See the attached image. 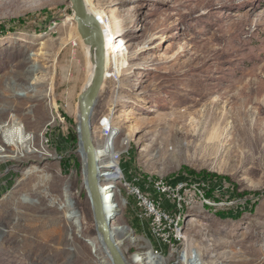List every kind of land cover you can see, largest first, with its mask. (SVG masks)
<instances>
[{
    "label": "rangeland",
    "instance_id": "374dc122",
    "mask_svg": "<svg viewBox=\"0 0 264 264\" xmlns=\"http://www.w3.org/2000/svg\"><path fill=\"white\" fill-rule=\"evenodd\" d=\"M84 1L107 42L90 123L100 177L116 172L101 183L161 198L162 179L194 196L162 239L121 187L110 219L131 230L113 232L127 263L264 264V0ZM72 17L67 0H0V264H112L84 180L77 98L93 64ZM102 119L114 150L97 147Z\"/></svg>",
    "mask_w": 264,
    "mask_h": 264
},
{
    "label": "water",
    "instance_id": "95a60500",
    "mask_svg": "<svg viewBox=\"0 0 264 264\" xmlns=\"http://www.w3.org/2000/svg\"><path fill=\"white\" fill-rule=\"evenodd\" d=\"M73 21L82 43L89 48L91 63L94 65L89 86L77 98L79 142L85 159V184L91 202L97 234L107 248L114 264H126L117 247L111 231V222L105 214L96 149L92 137L90 117L105 80L104 37L100 21L87 10L83 0H70Z\"/></svg>",
    "mask_w": 264,
    "mask_h": 264
},
{
    "label": "built area",
    "instance_id": "2783aa9c",
    "mask_svg": "<svg viewBox=\"0 0 264 264\" xmlns=\"http://www.w3.org/2000/svg\"><path fill=\"white\" fill-rule=\"evenodd\" d=\"M98 127L100 130L98 138L100 139V141H102V144L101 146L99 144L97 147H100V151L104 147L110 150H114L112 145V135L110 134L111 126L109 124L107 125L102 119L99 122ZM99 158L100 159L97 158V164L100 171L102 167L106 166L102 164V160L107 159L108 157L106 158L105 155H99ZM105 178H110V176L107 175L105 176ZM137 182L138 180H135L134 182H128L127 180L122 179L119 180V184H115L114 187L108 188L109 190H112L113 193H115L114 198L115 203H117L118 205V209L119 204L117 202V197L120 196V188L122 187L124 191H126V193L129 194L134 200V213L136 217H138L141 222H143V219H148L149 226L158 231V235L160 238L163 239L164 237H171L173 235L172 231H174L175 227L177 226V223L174 221L175 214H173V212L179 214L184 209L191 207L194 202L193 194L187 189H183V183L172 185L162 179H158L153 183V189L161 198H155L147 192H144ZM102 185L103 189H106L104 188L106 186V184H104V181H102L101 186ZM164 200L171 201L173 203V206L175 207V210L173 211L171 209L172 207L166 206L164 204ZM117 225L118 227H120L119 232L117 233L127 235L129 237L131 236V230L127 225ZM164 232H166V234ZM198 261L199 259L196 258L194 259V261H191L190 264H197ZM199 264L201 263L199 262Z\"/></svg>",
    "mask_w": 264,
    "mask_h": 264
},
{
    "label": "bare ground",
    "instance_id": "6f19581e",
    "mask_svg": "<svg viewBox=\"0 0 264 264\" xmlns=\"http://www.w3.org/2000/svg\"><path fill=\"white\" fill-rule=\"evenodd\" d=\"M43 1H46V0H43ZM69 3H70V0H67ZM83 2L85 3V5H86V7H87V10L90 12V13H92V14H94L95 15V13L93 12V10H91V8L88 6V3H87V1H84L83 0ZM96 16V15H95ZM97 17V19L99 20V18H98V16H96ZM100 21V20H99ZM100 25H101V22H100ZM101 28H102V30H103V27H102V25H101ZM76 29H77V27H76ZM103 37H104V53H105V66H106V55H107V42H106V38H105V34H104V31H103ZM93 69H94V65H92V69H91V73H90V76L89 77H87L86 79H85V81H84V83L82 84V89H81V91H83V90H85L88 86H89V84H90V82H91V79H92V75H93ZM105 74H106V69H105ZM252 82L251 81H248L247 83H244L242 86H241V90L242 89H244L245 87H247L248 88V91H244L245 93H246V95H247V98L245 99V97L243 96V98L241 99V100H239L238 101V104H240V106L241 107H245L246 105H247V103L249 102V99L251 98V92L252 91H254V90H256V89H253V87H252ZM239 89V90H240ZM243 91V90H242ZM21 95H23V93L21 94ZM235 98H237V97H235ZM256 98V97H255ZM254 99V98H253ZM263 107V106H262ZM77 108H78V106H77ZM261 108V107H260ZM248 110V109H247ZM258 112V111H257ZM248 111H246L245 109H242V108H238L237 109V116L239 117V118H241V119H239L240 121H243L244 122V124L243 125H241L242 127H238L237 125H234V129H235V131L238 133V134H241V135H243V133L244 134H246V136L244 137V143H246V144H250V145H254L255 146V144L259 141V138H260V133L259 132H257V130H258V124H254V125H252L251 126V123L252 122H255L256 120H250L249 118H248ZM259 113V112H258ZM238 117H236V119L237 120H235V121H238ZM252 121V122H251ZM257 121H259V120H257ZM239 122V121H238ZM249 123H250V125H249ZM257 123V122H256ZM251 130H253V131H256L257 133H255L254 135H250V131ZM259 130H260V128H259ZM252 131V132H253ZM77 132H78V134H79V131H78V129H77ZM252 134V133H251ZM216 136V134L214 135L213 133L211 134V137L210 138H212V137H215ZM10 138L12 139L11 141H13V143L14 144H20V143H22L23 141H24V136H23V134H22V131L21 130H19L17 133H12V135L10 136ZM124 144H127V141H125L124 142ZM258 145V144H257ZM79 146H80V149H81V145H80V142H79ZM238 146V145H237ZM253 147V146H252ZM255 148V147H254ZM81 151H82V149H81ZM84 156V155H83ZM96 157H97V153H96ZM110 166H115V164H116V162L115 161H113V162H110V163H108ZM113 172L112 173H107V175H111V174H113V173H115L116 172V169L114 168V170H112ZM107 175H104V176H107ZM100 176V175H99ZM103 176V177H104ZM101 178V177H100ZM84 180H85V159H84ZM86 185V184H85ZM110 185H112V184H107L104 188H106V189H103V185L101 186V191L103 192V193H105V195H104V197H103V201H104V204H105V214L108 216V218L110 219L111 217H112V213H114V211H116L117 210V206L115 205V203H114V200H115V198H114V196H115V193H113L112 192V190H111V192L108 194V192H109V189L108 188H112V187H114V186H110ZM104 190V191H103ZM117 204V203H116ZM66 206H67V211H68V214H67V216H73V214L72 213H74L73 211L71 212V210H72V208L70 207L71 206V204L70 203H68V204H66ZM190 217H192V216H190ZM195 219L194 218H190L189 220H188V222H187V224L189 223V222H192V221H194ZM110 222H111V231H112V236L114 237L115 235H117V232H119V229H120V227H118V225H116L114 222H112L111 221V219H110ZM113 232H115L116 234L114 235V233ZM97 237H99L100 238V240H101V237L97 234ZM114 239V238H113ZM115 241V240H114ZM101 243H102V240H101ZM116 243V242H115ZM102 245H103V243H102ZM117 245V244H116ZM104 246V245H103ZM105 247V246H104ZM118 247V246H117ZM119 248V247H118ZM105 249L107 250V248L105 247ZM107 252H108V250H107ZM121 252V251H120ZM108 254H109V252H108ZM122 254V253H121ZM199 256L200 255H195V256H193V255H191L190 256V260L188 261V264H190L191 263V261H194V259H199ZM109 257H110V259H111V263L112 264H114L113 263V261H112V258H111V256H110V254H109ZM139 257V256H138ZM143 257V255L141 256V258ZM123 258H124V256H123ZM158 259V258H157ZM124 260H125V258H124ZM125 262H126V264H128L127 263V261L125 260Z\"/></svg>",
    "mask_w": 264,
    "mask_h": 264
},
{
    "label": "crops",
    "instance_id": "0c3cea01",
    "mask_svg": "<svg viewBox=\"0 0 264 264\" xmlns=\"http://www.w3.org/2000/svg\"><path fill=\"white\" fill-rule=\"evenodd\" d=\"M165 204V203H164ZM165 205H167V204H165Z\"/></svg>",
    "mask_w": 264,
    "mask_h": 264
}]
</instances>
